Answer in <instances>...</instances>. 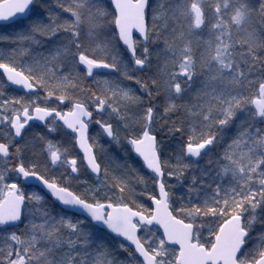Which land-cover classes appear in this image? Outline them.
Here are the masks:
<instances>
[{
    "label": "snow or ice",
    "instance_id": "1",
    "mask_svg": "<svg viewBox=\"0 0 264 264\" xmlns=\"http://www.w3.org/2000/svg\"><path fill=\"white\" fill-rule=\"evenodd\" d=\"M0 21V264H264V0Z\"/></svg>",
    "mask_w": 264,
    "mask_h": 264
},
{
    "label": "water",
    "instance_id": "2",
    "mask_svg": "<svg viewBox=\"0 0 264 264\" xmlns=\"http://www.w3.org/2000/svg\"><path fill=\"white\" fill-rule=\"evenodd\" d=\"M6 22L0 21V26H5Z\"/></svg>",
    "mask_w": 264,
    "mask_h": 264
},
{
    "label": "trees",
    "instance_id": "3",
    "mask_svg": "<svg viewBox=\"0 0 264 264\" xmlns=\"http://www.w3.org/2000/svg\"><path fill=\"white\" fill-rule=\"evenodd\" d=\"M6 30H8V29H6V27H1L0 28V31H6Z\"/></svg>",
    "mask_w": 264,
    "mask_h": 264
},
{
    "label": "bare ground",
    "instance_id": "4",
    "mask_svg": "<svg viewBox=\"0 0 264 264\" xmlns=\"http://www.w3.org/2000/svg\"><path fill=\"white\" fill-rule=\"evenodd\" d=\"M1 27H5V26H0V28H1Z\"/></svg>",
    "mask_w": 264,
    "mask_h": 264
}]
</instances>
